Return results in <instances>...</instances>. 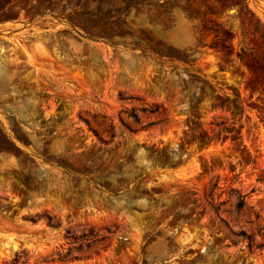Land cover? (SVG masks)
I'll use <instances>...</instances> for the list:
<instances>
[{
    "label": "rangeland",
    "instance_id": "1",
    "mask_svg": "<svg viewBox=\"0 0 264 264\" xmlns=\"http://www.w3.org/2000/svg\"><path fill=\"white\" fill-rule=\"evenodd\" d=\"M0 264H264V0H0Z\"/></svg>",
    "mask_w": 264,
    "mask_h": 264
},
{
    "label": "trees",
    "instance_id": "2",
    "mask_svg": "<svg viewBox=\"0 0 264 264\" xmlns=\"http://www.w3.org/2000/svg\"><path fill=\"white\" fill-rule=\"evenodd\" d=\"M243 203H244V201L241 199V200L238 202L237 207H238V208L242 207V206H243Z\"/></svg>",
    "mask_w": 264,
    "mask_h": 264
}]
</instances>
